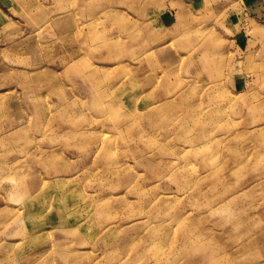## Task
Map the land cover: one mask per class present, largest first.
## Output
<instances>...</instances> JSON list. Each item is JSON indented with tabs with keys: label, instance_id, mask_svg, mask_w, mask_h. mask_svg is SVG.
Here are the masks:
<instances>
[{
	"label": "rangeland",
	"instance_id": "1",
	"mask_svg": "<svg viewBox=\"0 0 264 264\" xmlns=\"http://www.w3.org/2000/svg\"><path fill=\"white\" fill-rule=\"evenodd\" d=\"M243 2L0 0V264H264Z\"/></svg>",
	"mask_w": 264,
	"mask_h": 264
},
{
	"label": "crops",
	"instance_id": "2",
	"mask_svg": "<svg viewBox=\"0 0 264 264\" xmlns=\"http://www.w3.org/2000/svg\"><path fill=\"white\" fill-rule=\"evenodd\" d=\"M242 3L247 10L252 11V14L249 16V20H253L254 22H263L264 23V0H243ZM242 5V6H243ZM238 20V22H237ZM240 23L239 18L236 19V21H232V26L229 28L230 32L234 35H237L239 38H241V35L239 34V28L237 25ZM256 27V26H255ZM257 28V27H256ZM245 37H243L240 41H244Z\"/></svg>",
	"mask_w": 264,
	"mask_h": 264
}]
</instances>
